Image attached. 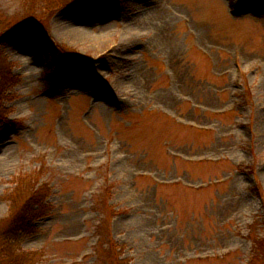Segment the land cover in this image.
Instances as JSON below:
<instances>
[{
  "label": "rangeland",
  "instance_id": "1",
  "mask_svg": "<svg viewBox=\"0 0 264 264\" xmlns=\"http://www.w3.org/2000/svg\"><path fill=\"white\" fill-rule=\"evenodd\" d=\"M117 258L264 264V0H0V264Z\"/></svg>",
  "mask_w": 264,
  "mask_h": 264
},
{
  "label": "trees",
  "instance_id": "2",
  "mask_svg": "<svg viewBox=\"0 0 264 264\" xmlns=\"http://www.w3.org/2000/svg\"><path fill=\"white\" fill-rule=\"evenodd\" d=\"M40 192L41 190H38L35 194L30 193L29 196H27L26 200L29 199L28 201H29V204H31L30 205L31 207L28 204L27 207H24V208H27L26 211H23L24 208L22 207L20 209V218L22 217V220L20 219V234H21V230L27 226L29 219H33V215L36 214V212H38V210L41 208L40 206L42 205V203L45 202L44 200L45 193L43 192L40 193ZM34 206L36 207V209H32ZM32 210H35V211H32ZM18 212L19 211H15L14 213L17 215ZM25 216H27L26 219H24ZM125 262L126 261H122L117 258V259H114L110 264H126Z\"/></svg>",
  "mask_w": 264,
  "mask_h": 264
},
{
  "label": "bare ground",
  "instance_id": "3",
  "mask_svg": "<svg viewBox=\"0 0 264 264\" xmlns=\"http://www.w3.org/2000/svg\"><path fill=\"white\" fill-rule=\"evenodd\" d=\"M76 33H77V32H76L75 30L72 32V34H75V35H76Z\"/></svg>",
  "mask_w": 264,
  "mask_h": 264
}]
</instances>
